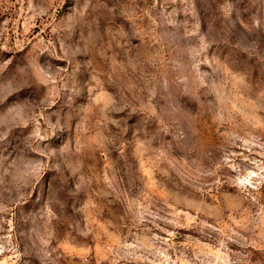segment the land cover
<instances>
[{"label":"rangeland","instance_id":"374dc122","mask_svg":"<svg viewBox=\"0 0 264 264\" xmlns=\"http://www.w3.org/2000/svg\"><path fill=\"white\" fill-rule=\"evenodd\" d=\"M0 264H264V0H0Z\"/></svg>","mask_w":264,"mask_h":264}]
</instances>
